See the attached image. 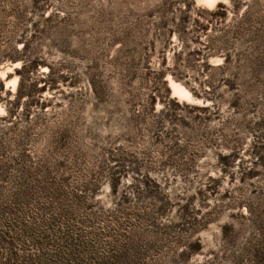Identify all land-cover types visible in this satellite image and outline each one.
I'll list each match as a JSON object with an SVG mask.
<instances>
[{"label":"rangeland","instance_id":"rangeland-1","mask_svg":"<svg viewBox=\"0 0 264 264\" xmlns=\"http://www.w3.org/2000/svg\"><path fill=\"white\" fill-rule=\"evenodd\" d=\"M0 84V264H264V0H0Z\"/></svg>","mask_w":264,"mask_h":264},{"label":"trees","instance_id":"trees-1","mask_svg":"<svg viewBox=\"0 0 264 264\" xmlns=\"http://www.w3.org/2000/svg\"><path fill=\"white\" fill-rule=\"evenodd\" d=\"M22 84H23V80H21V82L19 84V88H21ZM3 90H4V85L3 84H0V100H1V96H2Z\"/></svg>","mask_w":264,"mask_h":264}]
</instances>
